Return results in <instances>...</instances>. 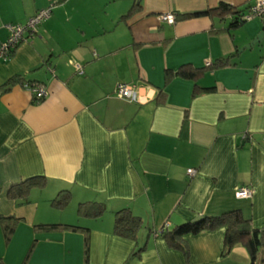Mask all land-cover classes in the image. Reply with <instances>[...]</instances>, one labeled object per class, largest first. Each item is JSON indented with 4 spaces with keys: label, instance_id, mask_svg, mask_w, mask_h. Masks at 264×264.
Returning a JSON list of instances; mask_svg holds the SVG:
<instances>
[{
    "label": "crops",
    "instance_id": "0c3cea01",
    "mask_svg": "<svg viewBox=\"0 0 264 264\" xmlns=\"http://www.w3.org/2000/svg\"><path fill=\"white\" fill-rule=\"evenodd\" d=\"M255 1L0 0V42L7 24L49 8L35 34L0 58V216L18 218L8 243L0 221V264H22L30 248L26 264L249 263L243 244L222 255L224 228L184 236L186 255L154 231L233 209L264 228V34L239 50L264 33V17L228 28L231 14L180 16L220 2L246 13ZM165 13L179 18L168 24ZM224 56L229 65L196 80L175 74ZM13 76L47 95L35 100L8 83ZM119 83L134 85L136 101L115 94ZM33 176L44 177L42 188L25 202L9 196ZM239 186L251 196L237 198ZM60 190L69 199L56 207ZM86 201L104 212L79 214ZM124 208L141 219L134 239L114 233ZM44 224L83 230L35 227Z\"/></svg>",
    "mask_w": 264,
    "mask_h": 264
},
{
    "label": "trees",
    "instance_id": "16d2710c",
    "mask_svg": "<svg viewBox=\"0 0 264 264\" xmlns=\"http://www.w3.org/2000/svg\"><path fill=\"white\" fill-rule=\"evenodd\" d=\"M213 13L223 17L226 14H231L228 28H236L244 23V20L242 19L243 11L237 7L230 6L225 2H220L214 8H207L202 11L185 13L180 16L188 18L199 15H210ZM174 15L176 21V19L179 18V15ZM20 43L21 41L9 51L8 55H10ZM229 57L230 56L220 57L213 62H208L206 65H204V67L201 68H195L191 65H182L175 74L185 79L196 80L206 70L218 69L229 65ZM172 74L173 73L171 71H166L165 85L170 81ZM8 83L11 85L20 83L22 85L24 82L21 80V78L13 76L12 78H10ZM200 91H202V87L194 84L193 95L198 94ZM43 185V176H33L12 184L9 187L8 194L11 198H15L21 202H25L27 199V195L32 188H42ZM68 199V190H60L52 199V204L56 207H63L68 202ZM78 212L85 217H98L104 212V205L96 201L80 202L78 204ZM0 221L5 242L8 243L14 232L18 218L13 217L12 215H9L7 217L0 216ZM140 226L141 219L138 216L132 214L129 209L124 208L114 212L115 234L122 237L134 239L136 236V232L138 231ZM35 227L42 230H83V228L80 226L65 224H44ZM219 228H224L222 255H225L234 245L243 244L247 249L250 257V261L248 264H256L258 258V264H264V228L254 229L251 225L250 218L245 217L239 209H233L214 215H203L198 219L184 221L172 226L171 228H168L165 224H162L158 229L154 231V233L157 237L163 239L170 247L182 250L186 255L187 251L182 245V239L184 236L214 231ZM30 252L31 248L26 254L22 264H26Z\"/></svg>",
    "mask_w": 264,
    "mask_h": 264
},
{
    "label": "built area",
    "instance_id": "2783aa9c",
    "mask_svg": "<svg viewBox=\"0 0 264 264\" xmlns=\"http://www.w3.org/2000/svg\"><path fill=\"white\" fill-rule=\"evenodd\" d=\"M48 15L49 8H44L31 16L24 24H7L6 26L9 30V34L5 41L0 42V58L5 59L9 51L14 48L16 44L20 41H25L35 34L38 24ZM254 17H264V0H256L254 4L248 8V11L242 14V19L244 21ZM161 19L168 24H173L175 22V15L174 13H165L161 16ZM21 86L29 91L35 100L43 99L48 93L46 86L39 82H24ZM115 94L129 102L136 101L134 85L119 83L115 88ZM187 173L194 174L195 169L189 168L187 169ZM251 194L252 190L247 186H239L235 190V196L237 198H247L250 197Z\"/></svg>",
    "mask_w": 264,
    "mask_h": 264
},
{
    "label": "water",
    "instance_id": "95a60500",
    "mask_svg": "<svg viewBox=\"0 0 264 264\" xmlns=\"http://www.w3.org/2000/svg\"><path fill=\"white\" fill-rule=\"evenodd\" d=\"M262 34H264V33L260 32L258 35L255 36V38L249 44L242 46L239 50H242L245 47H250L252 44H254L256 41H258L260 39Z\"/></svg>",
    "mask_w": 264,
    "mask_h": 264
},
{
    "label": "rangeland",
    "instance_id": "374dc122",
    "mask_svg": "<svg viewBox=\"0 0 264 264\" xmlns=\"http://www.w3.org/2000/svg\"><path fill=\"white\" fill-rule=\"evenodd\" d=\"M55 196H56V195H55ZM55 196H54V197H55ZM54 197H53V198H54Z\"/></svg>",
    "mask_w": 264,
    "mask_h": 264
}]
</instances>
